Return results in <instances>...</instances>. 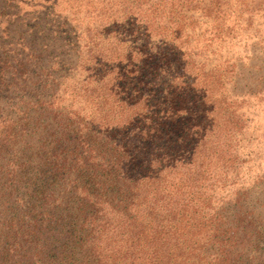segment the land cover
<instances>
[{
	"label": "rangeland",
	"instance_id": "374dc122",
	"mask_svg": "<svg viewBox=\"0 0 264 264\" xmlns=\"http://www.w3.org/2000/svg\"><path fill=\"white\" fill-rule=\"evenodd\" d=\"M151 2L0 0V261L7 262L12 243L6 236L10 217L32 202L31 195L39 197L47 186L74 191L88 180L87 160L115 159L107 143L113 138L116 144L123 131V106L115 102L117 72L130 70L134 79L143 56L162 51L169 57L175 44L168 36L175 31L168 13L158 17L162 12L155 11L152 31L144 33L140 18ZM205 2L212 4L210 11L203 12ZM186 6L177 43L185 53L179 60L187 66V81L198 84L191 95L201 96L198 87L207 82L216 108L218 96L232 103L233 112L230 124H211L204 141L210 149L205 156L201 144L194 160L199 170L186 173L204 172L206 188L189 178L193 189L186 191L210 195L207 188H215L210 206L217 211V239L230 240L234 264H264V11L251 26L227 18L230 24L217 29L227 5L219 9L211 0H189ZM160 59L157 54L142 65L148 78L140 88L154 91L150 104L170 94L171 80L163 78L169 65ZM59 159L62 168L53 178L51 164ZM116 204L108 200L98 215L101 251L108 255L110 247L122 253L127 237L125 210Z\"/></svg>",
	"mask_w": 264,
	"mask_h": 264
},
{
	"label": "trees",
	"instance_id": "16d2710c",
	"mask_svg": "<svg viewBox=\"0 0 264 264\" xmlns=\"http://www.w3.org/2000/svg\"><path fill=\"white\" fill-rule=\"evenodd\" d=\"M188 1L154 0L146 13L142 12L146 18H140L145 23L142 28L145 34L152 31L155 21L164 13L175 22L174 33L168 34L175 43L169 49L170 56L157 52L161 58L158 62L162 60L169 65L163 78L171 80L166 87L170 94L161 95L150 104L154 91L140 88L148 78L142 73L143 62L150 64L156 53L146 58L141 54V65L135 70L134 79L130 70L117 72L119 88L115 102L123 106V131H118L121 136L116 144L113 134L112 141L107 143H111L115 159L104 164L87 160L84 173L88 180L74 191L47 186L39 191V197L31 195L32 202L22 204L10 217L6 236L12 243L7 262L0 264H234L230 240L217 239V211L210 206L217 198L216 189L207 188L210 195L199 192L192 196L186 191L193 189V185L186 183L189 178L199 189L206 188L208 178L204 172L195 177L186 173L199 170L194 160L201 144L208 145L204 141L213 131L211 124L228 125L233 113L232 103L218 96L216 108L212 90L209 92L204 85L207 82L199 81L201 96L191 95L197 89V82L187 81V66L179 60L185 59V53L177 43L187 17ZM191 1L201 3V0ZM211 1L219 9L227 5L221 11L223 17L217 18V29L230 24L227 18H234L235 25L244 19L251 26L255 14L263 15L264 11V0ZM211 7L210 2H205L203 12ZM155 11L162 13L158 16ZM3 85L0 82V89ZM63 136L62 133L60 138ZM86 148L91 151L89 154L94 150L91 145ZM208 149L207 146L200 152L206 156ZM73 150L76 152V147ZM52 162L55 178L62 165L60 159ZM199 164L202 167L204 161ZM111 199L117 201L119 210L121 206L125 210L120 216L124 218L127 237L120 245L122 253L110 247L111 255H108L101 251L98 215L103 212L101 206Z\"/></svg>",
	"mask_w": 264,
	"mask_h": 264
}]
</instances>
